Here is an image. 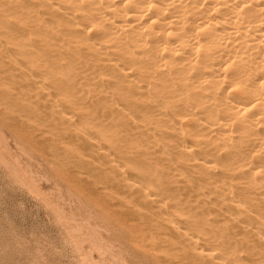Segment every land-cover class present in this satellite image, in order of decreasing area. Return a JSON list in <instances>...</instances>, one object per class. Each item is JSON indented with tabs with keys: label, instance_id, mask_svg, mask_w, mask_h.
Segmentation results:
<instances>
[{
	"label": "bare ground",
	"instance_id": "bare-ground-1",
	"mask_svg": "<svg viewBox=\"0 0 264 264\" xmlns=\"http://www.w3.org/2000/svg\"><path fill=\"white\" fill-rule=\"evenodd\" d=\"M0 60L179 259L264 264V0H0Z\"/></svg>",
	"mask_w": 264,
	"mask_h": 264
},
{
	"label": "rangeland",
	"instance_id": "rangeland-1",
	"mask_svg": "<svg viewBox=\"0 0 264 264\" xmlns=\"http://www.w3.org/2000/svg\"><path fill=\"white\" fill-rule=\"evenodd\" d=\"M1 76L0 264H190L160 244L130 200L107 186L106 174L74 143L58 139L40 110Z\"/></svg>",
	"mask_w": 264,
	"mask_h": 264
}]
</instances>
